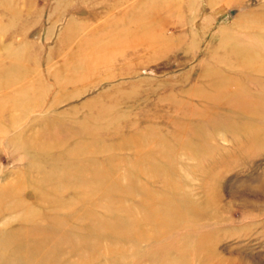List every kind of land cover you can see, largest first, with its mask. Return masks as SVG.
<instances>
[{
  "label": "rangeland",
  "instance_id": "rangeland-1",
  "mask_svg": "<svg viewBox=\"0 0 264 264\" xmlns=\"http://www.w3.org/2000/svg\"><path fill=\"white\" fill-rule=\"evenodd\" d=\"M210 2L0 0L6 264H264V0Z\"/></svg>",
  "mask_w": 264,
  "mask_h": 264
},
{
  "label": "bare ground",
  "instance_id": "bare-ground-1",
  "mask_svg": "<svg viewBox=\"0 0 264 264\" xmlns=\"http://www.w3.org/2000/svg\"><path fill=\"white\" fill-rule=\"evenodd\" d=\"M218 1V0H217ZM239 1V0H238ZM233 2H237V0H231V3H233ZM211 4L213 3L212 2V0H211V2H210ZM246 18V17H245ZM237 25H238V28H245V27H247V25H249L250 26V23L248 22V21H246V20H239V22H237ZM247 38L249 39V42H244L245 41V39L247 40ZM247 38L246 37H241L240 35H238L237 36V41H238V43H241V41H242V43L241 44H244L245 46H252V44H253V41H252V38H251V36H247ZM234 46V45H233ZM244 55H246L245 57H243L244 59H242L243 60V64L245 65H252V63H253V61L255 60V58H252L251 59V57H249V55L250 54H244ZM18 141V140H17ZM17 143V142H16ZM6 191L7 190H5V191H3V193H6ZM0 264H6V262H5V260H4V256L2 255V254H0Z\"/></svg>",
  "mask_w": 264,
  "mask_h": 264
},
{
  "label": "water",
  "instance_id": "water-1",
  "mask_svg": "<svg viewBox=\"0 0 264 264\" xmlns=\"http://www.w3.org/2000/svg\"><path fill=\"white\" fill-rule=\"evenodd\" d=\"M240 9L239 8H233V9H230L229 10V13L231 14V15H234L236 12H238Z\"/></svg>",
  "mask_w": 264,
  "mask_h": 264
}]
</instances>
